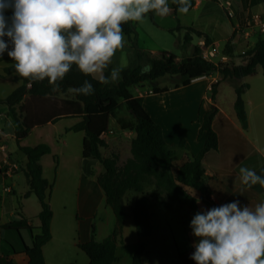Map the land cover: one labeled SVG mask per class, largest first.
Segmentation results:
<instances>
[{"label": "crops", "instance_id": "1", "mask_svg": "<svg viewBox=\"0 0 264 264\" xmlns=\"http://www.w3.org/2000/svg\"><path fill=\"white\" fill-rule=\"evenodd\" d=\"M262 1L249 0V3L264 18V9L260 11L257 8ZM194 6L191 9H195ZM7 57L5 53V58L0 60V86L2 83H11L14 89L21 84V81L14 80L12 74L3 72L4 67L12 65L7 63ZM135 57L137 58L136 54ZM111 67L110 63L108 68ZM258 73L256 69L253 74L236 81L222 78L218 71H211L191 78L187 85L173 84L158 92H152L151 86L145 84L151 92L143 100V105L153 120L161 125L167 144L173 147L178 145L181 139L183 140V146L176 147L174 150L171 165L173 171L200 151L204 143V136H197L201 115L210 107L216 110L211 127L217 137V147L206 151L201 158L211 192L210 201L205 203L200 200L199 204L196 202L198 211L233 200H239L242 205L248 204L250 208H254L256 204L264 200V188L258 184L252 187L243 185L239 174L241 167L254 169L258 174H262L261 170L264 169V78L258 76ZM99 75V73L92 74L96 79H99ZM254 77L257 78L255 84L251 81ZM243 82L248 84L242 94L247 117L246 128L241 126L233 108L236 96L234 87ZM142 84L139 83L133 87L136 88ZM212 84H215V87ZM212 93L213 97H211ZM138 95L141 96L140 91ZM6 96L0 95V98ZM8 116L7 106L0 103V148L4 146L5 152L8 149L11 157L16 158L24 169L25 155L18 149L17 144L15 148H10L8 143L9 138L15 140V123L13 120L10 121ZM62 120H70V118L33 127L28 133L31 135L40 127H50L57 139L60 152L64 148L74 151L72 155H62V159H57L53 174L46 173L45 166L48 165L46 155L58 153L56 154V150L52 149L49 141L41 136L38 137L37 143H46L50 148V153L42 155L39 159L42 176L50 184L48 203L52 211L51 236L43 244L42 254L46 264H87L88 257L79 245L86 243L91 237L101 241L108 236L113 231L115 216L106 203L105 194L97 180L103 173V167L97 160L81 156L82 139L85 133L66 130L80 118H71L74 121L64 125L63 131L59 128ZM5 125L7 131L3 129ZM69 133L73 134L69 135ZM131 133L133 131L130 130ZM102 137L107 143V134ZM19 145L27 146L22 143V140ZM64 167L67 169L66 172H63ZM23 169L14 171L10 178L5 179L0 173V189L3 184L11 186L10 192H2L0 196V257L5 256L15 264H28V257L23 248L31 244V233L26 226H22L18 231L15 230L18 238L14 240L7 233L10 228H5L3 225L15 218V212H21L26 219L25 225L35 228L34 232H37L36 215L40 211L39 201L34 194L23 196L28 189ZM18 182L22 187L16 191ZM32 196L36 200H33ZM124 212L121 230L122 244H117L115 251L117 261L112 264H131L132 255L139 244L143 246V260L148 264H195L190 259V253L194 250L191 245L195 238L191 234L189 224L175 226L176 235L171 237L175 244L173 251L166 245V236L155 234L152 226L147 235L138 233L135 225L134 230H131L132 210L124 207ZM148 212H151V209H148ZM148 239L153 240L155 247L146 242ZM151 249H159L161 256L159 261L148 259Z\"/></svg>", "mask_w": 264, "mask_h": 264}, {"label": "trees", "instance_id": "2", "mask_svg": "<svg viewBox=\"0 0 264 264\" xmlns=\"http://www.w3.org/2000/svg\"><path fill=\"white\" fill-rule=\"evenodd\" d=\"M194 2H190V8ZM171 7L178 10L175 2ZM123 34L135 33L134 21L121 25ZM190 35L185 33L183 41L189 42ZM208 42V39L205 40ZM210 42V41H209ZM135 45L132 42V46ZM222 52L232 56V45L226 42L221 48ZM198 45L193 46L192 55L188 59L172 62L166 51L161 57H145L135 49V54L140 61L143 57L148 60L150 70L141 74L142 66L129 65L122 68L120 79L115 83H100L92 75L81 73L75 66L59 81L58 89L53 92V86L44 81L32 82L19 77L12 65L3 68L6 74H12L14 80L21 84L15 87L6 97L0 98V103L7 106V113L15 123L14 138L18 149L25 155L26 162L23 173L28 189L23 194L27 197L34 194L40 204V211L36 215L38 220L37 232L33 227L25 225L26 219L21 212H16V217L4 225L5 228L18 231L26 226L31 233V244L24 246V253L28 257V264H46L42 254V246L51 236L50 221L52 211L48 203V190L50 184L42 176V167L39 159L42 155L49 154L50 148L46 143H37L33 146H21L23 140L33 127L55 123L60 119L80 118V120L67 131H83L81 156L97 160L103 167V173L98 177V183L105 194L106 203L110 206L115 216L113 231L101 241L91 237L79 247L88 257L87 264H112L117 261L115 254L117 244H122L121 230L125 217L122 197L128 189L142 192L144 184L152 185L154 200L165 209L172 208L175 204L185 205L192 216L198 211L196 197L208 203L210 189L204 168L201 164L203 154L208 150L216 149L217 137L211 127L215 108L210 107L200 119L197 136H204V143L196 155H192L173 171L171 168L174 149L167 144L162 127L148 114L142 96L133 95L130 89L139 84L151 82L158 77L177 74L181 78L180 84L187 85L190 79L211 71H218L222 78L240 80L253 74L256 68H261L264 76V37L258 36L251 48L242 54L239 63L213 64L203 60L199 55ZM5 58V54L2 59ZM1 60V59H0ZM111 68L105 69L103 75L108 76ZM88 80L94 88L91 95H73L70 88L78 87ZM215 87V84H212ZM248 84L235 85V101L233 108L243 128L247 127V117L242 94ZM71 92V96L64 98L61 105H53L52 99L60 93ZM156 92V91H154ZM213 97V93L211 95ZM125 110L126 113H121ZM114 119L122 130H131L134 136L130 140V149L133 158L129 159L121 168H117L116 155L104 157L101 148L107 143L102 134L109 130L110 120ZM178 145L183 146L181 139ZM195 194V196H193ZM132 218L138 233L149 234L151 225L149 221L148 199L142 195L137 198L132 208ZM190 218V220H191ZM189 220V222H190ZM94 230L92 229V234ZM143 246L139 244L132 255L131 264H148L143 260ZM6 264H15L7 259Z\"/></svg>", "mask_w": 264, "mask_h": 264}, {"label": "clouds", "instance_id": "3", "mask_svg": "<svg viewBox=\"0 0 264 264\" xmlns=\"http://www.w3.org/2000/svg\"><path fill=\"white\" fill-rule=\"evenodd\" d=\"M174 2L180 13L189 11L190 0ZM149 12L166 16L168 0H0V59L7 53L19 77L29 85L46 79L53 92L73 66L85 75L99 73L100 83H115L122 68H112L108 76L103 72L124 46L121 25L141 21ZM70 91L87 96L94 88L85 80ZM261 173L239 169L247 187L264 188V169ZM189 228L195 264H264V200L254 208L239 200L202 208Z\"/></svg>", "mask_w": 264, "mask_h": 264}, {"label": "rangeland", "instance_id": "4", "mask_svg": "<svg viewBox=\"0 0 264 264\" xmlns=\"http://www.w3.org/2000/svg\"><path fill=\"white\" fill-rule=\"evenodd\" d=\"M194 2L195 9H190L186 14L180 13L178 10H174L171 5L174 0H168L169 12L166 16L160 17L154 15L152 12L145 14L141 21H134L135 33L128 36L124 35V46L118 49L115 55L112 57L111 69L112 68H123L129 65H134L140 63L142 68L148 65V60L145 58H159L163 51L168 52L173 55L170 56L172 62H178L180 59H188L192 55L193 46L197 44L199 40L216 41L218 45L222 48L226 42L232 45V56L229 57L225 62H218L220 64H228L231 61L239 63L242 60V54L245 50L252 47L256 38L258 36L264 37V32H260L254 28L246 31V21L254 13H259L252 8L249 0H190ZM229 6L233 12L232 16H229L226 12L225 7ZM260 11L264 9V0L257 7ZM262 16V15H261ZM264 19V18H263ZM248 32V34H246ZM186 34L192 33L190 36V43L184 42V36ZM132 42L135 44L131 48ZM135 49L142 53L143 57L140 61L135 57ZM7 63H12L11 59L7 57ZM259 73L258 76H263L260 73L261 68L258 66L256 68ZM262 74V75H260ZM257 78L254 77L251 81L253 84L257 82ZM181 81V78L177 74H166L151 82L152 92L161 91L167 89L168 86L177 85ZM143 83L139 87H132L130 89L133 95L139 96L138 91H140L143 100L147 98L151 91ZM13 89L11 83H2L0 86V95L6 96ZM71 92L60 93L55 96L52 101L53 105H61L64 98L70 97ZM121 113H126L122 110ZM9 115V114H8ZM10 121L13 120L11 115L8 116ZM74 120H62L59 124L61 131L64 130V125L69 124ZM14 122V121H13ZM7 131V126L3 128ZM109 131H107V145L101 148V154L104 157H110L112 154L116 155V166L121 168L129 159L133 158L130 149V140L132 139V134L130 130H122L117 125L114 119L110 120ZM73 133H69L71 135ZM41 136L43 139L49 141L52 149L56 150L57 155H46V160H48V165L45 166L46 173L53 174L57 159L63 158L62 155H72L74 151L71 149L59 150V144L56 142L53 131L50 127H40L34 131L31 135H28L22 140V143L27 146L35 145L39 140L38 137ZM10 148H15V140L8 139ZM48 145V144H47ZM8 147V146H7ZM181 147L180 145L173 146L172 148ZM8 150V149H7ZM0 150V161L3 157L7 156L9 159L12 158L9 151ZM18 162V160H16ZM19 169H23L21 163H19ZM46 165V164H45ZM48 167V168H47ZM66 169V167H64ZM63 172H66L67 169ZM70 172V171H69ZM48 174V175H50ZM101 176V174L99 175ZM22 187L21 183L18 182L16 186V191ZM71 187V186H69ZM152 185L144 184L142 192L135 191L134 189H128L123 197L122 202L124 207L128 210H132L134 202L137 198L144 195L148 199V209H151L150 213V224L157 235L166 236L165 242L167 247L171 250H175V244L172 241V236L176 235L175 226H187L191 218L192 211L185 205L175 204L170 209H165L158 205L152 196ZM33 200H36L34 196ZM29 202H27L28 204ZM30 213V212H29ZM15 218L16 212H15ZM131 230H134V222L131 218ZM7 224V223H6ZM4 226V225H3ZM7 233L14 238L16 236L15 229H8ZM25 235H23L24 237ZM152 247H155L152 239L146 241ZM8 258L3 256L0 257V264H6ZM151 261H159L161 259L159 249H151L150 255L148 257ZM157 259V260H156ZM126 262V261H124ZM123 264V263H121Z\"/></svg>", "mask_w": 264, "mask_h": 264}, {"label": "built area", "instance_id": "5", "mask_svg": "<svg viewBox=\"0 0 264 264\" xmlns=\"http://www.w3.org/2000/svg\"><path fill=\"white\" fill-rule=\"evenodd\" d=\"M226 12L229 16H232L233 12L229 6L225 7ZM250 28H254L260 32H264V19L260 14L254 13L250 16V18L246 21V31L250 30ZM248 34V32L246 33ZM199 47V55L200 57L207 61L211 62L215 65L219 64L218 62H225L229 57L228 55L222 52L221 47L218 45L216 41L206 42L205 40H201L198 44ZM218 61V62H217ZM203 75V74H202ZM111 132L110 130H108ZM107 133L102 134L106 135ZM0 150H4V146H1ZM19 162L14 159H9L7 156L3 157L0 161V173L3 179L10 178L15 169L19 168ZM11 186L10 184H3L0 189V196L2 192H10Z\"/></svg>", "mask_w": 264, "mask_h": 264}]
</instances>
